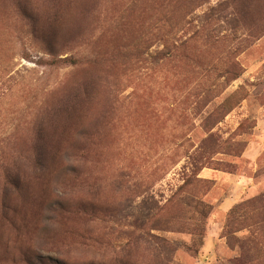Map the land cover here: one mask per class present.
<instances>
[{"label": "rangeland", "instance_id": "obj_1", "mask_svg": "<svg viewBox=\"0 0 264 264\" xmlns=\"http://www.w3.org/2000/svg\"><path fill=\"white\" fill-rule=\"evenodd\" d=\"M261 195L264 0H0V264H264Z\"/></svg>", "mask_w": 264, "mask_h": 264}, {"label": "trees", "instance_id": "obj_2", "mask_svg": "<svg viewBox=\"0 0 264 264\" xmlns=\"http://www.w3.org/2000/svg\"><path fill=\"white\" fill-rule=\"evenodd\" d=\"M255 201H257V203H259V204L264 203V195H263V196L261 195V196L257 197V198L255 199ZM255 201H254V202H255ZM254 202H253V203H254ZM195 206H196V207H199L198 202L195 203ZM199 208H200V207H199ZM233 212H234V211H233Z\"/></svg>", "mask_w": 264, "mask_h": 264}]
</instances>
